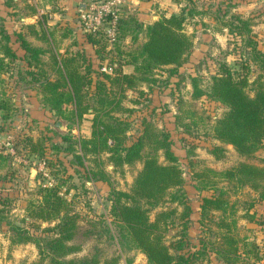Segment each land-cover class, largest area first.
Segmentation results:
<instances>
[{
	"label": "rangeland",
	"instance_id": "374dc122",
	"mask_svg": "<svg viewBox=\"0 0 264 264\" xmlns=\"http://www.w3.org/2000/svg\"><path fill=\"white\" fill-rule=\"evenodd\" d=\"M188 11L191 15H186ZM181 12L185 15L184 32L193 42L183 63L173 73L167 71L168 67L156 69L150 76L153 81L121 91L120 106L111 115L127 122L126 145L140 135L144 120L167 132L170 150L177 157L184 179L177 193L191 210L185 218L186 248L196 249L201 242L211 241L216 235L214 223L200 218L199 206L203 197L222 191L229 205L225 213L236 220L237 237L255 245L261 259L254 261L250 256L248 264H263L264 200L259 199L258 192L248 186L235 190L232 184L221 181L206 184L205 178H196L195 174L206 169L222 171L240 162L264 167V142L252 155L243 156L215 140L211 126L226 108L204 95L192 99L190 77H196L198 85L204 88L222 66L237 71L247 60L249 47L224 25L233 16L248 20L250 35L256 40L257 48L264 52V0H126L121 8V20L127 22L122 25L126 35L119 41L121 50L134 49L145 41V25L161 16ZM6 17V13L0 11L1 26L14 44L13 29ZM135 22L141 26H136ZM133 34L136 38L132 42ZM13 64H18L19 68ZM248 64L247 77L251 82L259 72L253 64ZM20 65L21 61L16 59L0 74V100L4 99L7 104L6 110L1 109L7 115L0 118V156L3 159L0 161V199L5 202V221L14 226H28L22 219L26 217L28 201L37 197V188L57 186L69 209L77 216V228L70 243L79 246V250L71 257L96 259L100 263L116 257L114 264H147L144 254L130 248L125 241L118 242L117 225L110 214L111 192L127 191L141 162L124 166L120 171L107 162V154L101 153L98 157L105 179L91 178L88 171L98 170L93 161L95 157L85 156L81 165L75 154H81L78 138L89 135L92 115L85 113L78 121L67 112L56 115L42 102L39 82H31L30 77L24 76ZM44 69L40 77H55L49 58ZM249 93L252 94L250 90ZM67 108L73 107L68 105ZM214 146H222L220 158L211 154ZM33 147L35 150L31 152ZM158 161L164 162L161 152H158ZM167 206L182 210V206L175 203H165L161 208ZM157 210L149 213L150 219ZM210 214L219 217V212ZM182 222L175 219L168 226L166 241L180 234ZM36 223L40 225L37 231L52 225ZM10 236L8 226L1 222L0 264H47V259L39 260L33 243L10 244ZM198 260L202 264H225L212 252Z\"/></svg>",
	"mask_w": 264,
	"mask_h": 264
},
{
	"label": "trees",
	"instance_id": "16d2710c",
	"mask_svg": "<svg viewBox=\"0 0 264 264\" xmlns=\"http://www.w3.org/2000/svg\"><path fill=\"white\" fill-rule=\"evenodd\" d=\"M53 1L45 0L44 3ZM3 4L12 7L11 0H4ZM186 15H191V12ZM184 19L182 12L159 17L145 25V41L127 51L121 50L119 43L126 35L122 29V25L127 23L125 20H119L118 41L112 50L106 49L101 32L82 31L85 41L94 47L96 63L86 58L83 51L49 55L55 77L43 78L40 75L45 69L40 56L44 51L27 42L22 31L14 32V42L22 51L19 57L9 34L1 26L0 18V74L19 59L24 76L30 77L31 82H39L42 102L49 110L56 115L67 112L77 121L85 113L92 115L90 133L78 138L81 154H75V158L83 165L85 156L95 157L93 161L98 170L88 171L94 180L105 179L102 161L98 157L101 153L107 154V162L120 171L124 166L141 162V168L128 190L111 192L110 214L117 225L119 243L125 241L130 248L144 254L147 264H202L198 259L207 252L216 254L225 264H248L250 256L254 261L261 259L255 245L237 237L236 220L225 213L229 205L222 191L203 197L199 206L200 218L214 223L216 235L211 241L201 242L196 249L186 248L185 218L191 210L177 193L184 179L177 157L170 150L167 132L144 120L140 135L126 145L127 122L111 115L120 106L121 91L153 81L150 76L156 69L168 67L167 71L173 73L183 63L193 44L191 37L184 32ZM224 25L249 47L248 58L237 71L222 66L204 88L198 85L196 77H190V96L195 99L204 95L225 106L226 110L211 126V135L219 143L231 146L238 154L250 156L264 142V52L257 48L256 40L250 35L248 20L233 16ZM30 27L22 26L21 29ZM41 34L44 35L42 31ZM135 38L133 34L131 41ZM248 63L259 72L251 82L247 77ZM126 64L133 67L130 73L121 71V66ZM103 65L111 68L110 74L100 70ZM13 67L19 68L18 64ZM68 105L73 108L68 109ZM1 109H7L4 99L0 100V113ZM3 113L0 118L7 115ZM34 150L35 147L30 149L31 152ZM158 152H161L164 162L158 161ZM210 152L217 159L222 156L223 148L214 146ZM0 161H3L1 156ZM195 176L205 178L206 184L214 185L218 181L232 184L235 190L248 186L258 192L259 199L264 200V167L240 162L222 171L206 169ZM36 194L37 197L28 201L25 207L26 217L22 221L28 226L6 222L5 202L0 199V223L4 221L11 232L10 244L33 243L39 260L47 259V264L115 263L116 257L102 263L96 259L71 257L79 250V246L70 243L77 228L76 214L71 212L57 186L38 187ZM165 203L181 205L182 210L179 212L176 206L161 208ZM157 208L153 219H150L149 213ZM213 211L219 212V217L210 214ZM175 219L183 221L180 234L166 241L168 226ZM37 221L52 225L37 231L40 228Z\"/></svg>",
	"mask_w": 264,
	"mask_h": 264
},
{
	"label": "crops",
	"instance_id": "0c3cea01",
	"mask_svg": "<svg viewBox=\"0 0 264 264\" xmlns=\"http://www.w3.org/2000/svg\"><path fill=\"white\" fill-rule=\"evenodd\" d=\"M11 1L12 7H6L4 0H0V11L6 13V21L13 29L11 37L15 39L13 33L22 31L27 42L43 50L40 56L43 67L49 55L61 56L76 51H83L86 58L96 63L94 47L85 41L78 22L79 4L86 5L89 0H54L51 3H44L45 0ZM22 26L31 27L21 29ZM13 48L16 54L22 55L17 44L14 43ZM132 69V65L121 66L122 73H130Z\"/></svg>",
	"mask_w": 264,
	"mask_h": 264
},
{
	"label": "built area",
	"instance_id": "2783aa9c",
	"mask_svg": "<svg viewBox=\"0 0 264 264\" xmlns=\"http://www.w3.org/2000/svg\"><path fill=\"white\" fill-rule=\"evenodd\" d=\"M126 0H90L82 12L78 14V22L81 32H101L104 37L105 47L112 50L118 41L119 20L121 8ZM101 71L110 74L111 68L103 65ZM1 148V142H0Z\"/></svg>",
	"mask_w": 264,
	"mask_h": 264
},
{
	"label": "water",
	"instance_id": "95a60500",
	"mask_svg": "<svg viewBox=\"0 0 264 264\" xmlns=\"http://www.w3.org/2000/svg\"><path fill=\"white\" fill-rule=\"evenodd\" d=\"M85 8V4H79V12H82ZM33 173V170L31 171Z\"/></svg>",
	"mask_w": 264,
	"mask_h": 264
}]
</instances>
